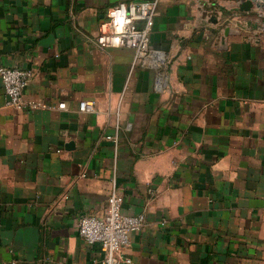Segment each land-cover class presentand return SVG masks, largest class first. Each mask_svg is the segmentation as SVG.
I'll use <instances>...</instances> for the list:
<instances>
[{
  "label": "crops",
  "instance_id": "1",
  "mask_svg": "<svg viewBox=\"0 0 264 264\" xmlns=\"http://www.w3.org/2000/svg\"><path fill=\"white\" fill-rule=\"evenodd\" d=\"M121 1L0 0V65L56 105L10 107L0 79V264H101L78 220L114 187L146 215L126 264H264V29L237 25L241 0H158L161 85L92 40Z\"/></svg>",
  "mask_w": 264,
  "mask_h": 264
},
{
  "label": "built area",
  "instance_id": "2",
  "mask_svg": "<svg viewBox=\"0 0 264 264\" xmlns=\"http://www.w3.org/2000/svg\"><path fill=\"white\" fill-rule=\"evenodd\" d=\"M158 0L121 1L108 9L107 18L99 26L92 40L100 47H130L134 49L133 64L148 65L157 69L156 82L163 85L167 74L162 69L168 62L167 53L160 48H153L151 31L155 23ZM143 21V25L139 21ZM34 72L21 66L0 65L6 100L5 103L16 109L55 108L46 101L27 98L25 89ZM57 107L65 108L66 102H59ZM96 108L95 99L79 102V109L91 111ZM106 137L117 145L118 133H108ZM124 195L114 187L108 196L107 215L84 214L78 220L79 234L89 243H99L104 250L101 264H126L132 258L125 254L131 242V233L140 229L146 220L144 212L128 213L123 209ZM96 261V260H95ZM79 264V263H75Z\"/></svg>",
  "mask_w": 264,
  "mask_h": 264
},
{
  "label": "water",
  "instance_id": "3",
  "mask_svg": "<svg viewBox=\"0 0 264 264\" xmlns=\"http://www.w3.org/2000/svg\"><path fill=\"white\" fill-rule=\"evenodd\" d=\"M240 11L244 14L243 21H238V26L247 25L252 29H264V0H241ZM258 18V20H256ZM230 32V27H225V33ZM74 144V141H70L68 145Z\"/></svg>",
  "mask_w": 264,
  "mask_h": 264
}]
</instances>
